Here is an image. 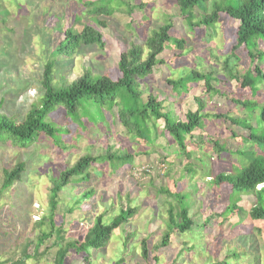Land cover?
Masks as SVG:
<instances>
[{
  "label": "rangeland",
  "instance_id": "374dc122",
  "mask_svg": "<svg viewBox=\"0 0 264 264\" xmlns=\"http://www.w3.org/2000/svg\"><path fill=\"white\" fill-rule=\"evenodd\" d=\"M85 1L0 0V113L20 123L32 105H38L43 67L51 59V51L64 37L66 29L78 31L84 23H89L101 32L104 44L101 48L81 46L69 58L57 57L60 61L54 67V82H71L87 69L93 74H108L115 78L119 53L131 43H143L151 29L161 25L167 17H173V28L169 33L178 39L183 38L185 46L178 49L170 45L164 49L157 58L165 63L154 66L152 73L141 82V89L147 87L146 90L162 101L163 108L172 110L177 118L183 119L187 110L196 109V98L203 88L200 84L197 87L187 85L188 92L179 96L165 80L177 79V69L180 72L185 66L197 68V63L203 62V68L212 70L218 78L212 83L218 93L201 95L200 101L206 103L204 113L212 116L218 112L232 111L234 116L244 115L231 101V98L240 96V93L237 95L240 92L237 81L230 79L223 69L224 56L229 54L233 43L236 27L233 20L221 15L214 31L202 27L191 30L183 24L175 0H119L120 5L114 7L110 15L100 17L87 12L89 7L84 5ZM98 20L104 25L100 26ZM236 53L242 56L240 52ZM242 64L246 66L247 61L242 59ZM236 68L242 72L241 67ZM98 108L105 110L107 105ZM85 111L88 114L93 111V107L86 106ZM113 114L117 120L115 106ZM71 119H75V116H71ZM206 119L207 132L213 137L221 136L229 152L223 151L211 158L209 155L203 156L205 151H193L186 160L182 155L175 156L173 151L177 149L176 145L162 136L155 138L150 147L135 144L115 120L116 124L110 127L109 132L100 122L86 124L83 121L81 126L85 127L84 130L77 129L74 123L68 124L71 131L61 137L62 143L57 146L51 143L50 138L42 136L25 147H19L10 139L0 140V179L3 169H10L19 162L25 164L20 178L0 196V264H52L59 249H65L69 242L83 239L94 217L103 213V219L108 220L127 205L137 207L136 214L121 227L122 230L113 231L102 250L86 255L69 248L63 264H114L119 260H122L120 264H136L141 260L139 241L148 238V247L152 249L161 236L160 219L166 216V204L172 200L167 192L177 183L186 163L196 168L198 173L193 179L189 180L186 176L182 181L184 186H194L197 190L193 198L195 201L201 199L202 211L194 219L190 231L182 235L174 232L168 246L156 250L155 255L159 254L162 258L160 264H212L214 258H222L224 251L236 244L238 237L247 234L249 239L244 242L246 244L248 241L246 245L253 249H246L251 257L247 253L243 263L264 264V222L254 223L245 213L254 201L253 196L241 194L237 206L244 209L243 212L237 211L239 219L235 214L228 220L222 219L220 213L226 203L227 190L222 189L221 185L211 189L213 192L205 183V180H213L217 172H228L231 166L238 165V149L245 146L238 143V138L230 136L225 128L227 125L221 119ZM46 120L64 126V108L57 106ZM156 125L160 128L161 122L157 121ZM75 132L80 137L72 142L71 137ZM241 132L247 134L246 131ZM196 140V133L193 138L186 137V145L191 146ZM107 146H112L114 150L127 148L135 153L133 163L115 169L106 162H97L86 169L87 179L72 182L70 177L59 192L54 209L53 219L58 230L38 243L36 238L39 230L35 221L47 215L51 209L48 198L51 186L49 176H57L85 154L102 155ZM204 148L210 150L208 145ZM144 149L149 150V153H143ZM164 155L167 160L163 164L160 158ZM145 168L149 172L143 173ZM203 175L205 178L200 177ZM210 213L220 217L208 219ZM204 221H207L206 226H203ZM255 227L261 229V233ZM124 229L133 231L135 235L129 240L126 252L122 253L121 231ZM182 246H192V249L182 252L178 257ZM152 256L154 253H150L148 264L153 263Z\"/></svg>",
  "mask_w": 264,
  "mask_h": 264
},
{
  "label": "trees",
  "instance_id": "16d2710c",
  "mask_svg": "<svg viewBox=\"0 0 264 264\" xmlns=\"http://www.w3.org/2000/svg\"><path fill=\"white\" fill-rule=\"evenodd\" d=\"M175 3L184 21L183 24L191 30L202 27L214 31L221 15H225L236 23L233 43L229 48V54L224 56L223 69L230 79L237 81V88L240 90L237 95L239 96L240 93V96L231 98V101L236 109L242 110L244 114L242 117L232 115V111L218 112L212 116L204 113L206 103L200 101L201 95L218 93L212 84L213 81H218V78L213 75L212 70L208 71L203 68V62H198L197 68L185 66L180 72L177 69L175 71L178 74L177 79L167 78L165 80L171 86L172 91L179 96L188 92L187 85L197 87L200 84L203 88L199 97L196 98V109L187 110L183 119L177 118L172 110L163 108L162 101L157 100L152 93L146 90L147 87L143 88L145 91L141 89V82L152 73L154 66L158 63H165L164 60L157 58L164 49L170 45L178 49H183L185 46L186 41L183 38L178 39L169 33L173 28V17H167L161 25L151 29L143 43H131L126 50L119 53L115 66V73H117L115 78L108 74H93L87 69L71 82L63 80L54 82V67L60 61L57 57L69 58L81 46L103 47L101 32L89 23H84L81 30L66 29L64 37L52 49L51 59L44 65L39 80L41 95L38 105L33 104L20 123H15L0 113V140L10 139L19 147H25L42 136L50 138L51 143L57 146L62 143L61 137L70 133L68 124L74 123L77 129L84 130L85 127L81 126L83 121L86 124L100 122L109 132L110 127L116 124L115 120L124 128L127 137L137 145L153 146L155 138L162 136L176 145L177 149L173 151L175 156L182 155L187 160L193 151H205L203 156L209 155L212 158V155H219L223 151L229 152L227 143L221 140V136L213 137L206 130L207 117L219 118L227 125L225 128L230 136L238 138L240 140L238 143L245 147L238 149L240 156L238 165L231 166L228 172L224 170L217 172L213 180L208 182L205 180V183L209 185L210 191L221 185L222 189L227 190L226 203L220 213L222 219L228 220L234 214L239 219L237 211L243 212L244 209L237 206L241 194H251L254 201L245 213L254 223L264 222V98H262L264 95V0H175ZM84 5L89 7L88 13L94 17H100L110 15L114 7L117 8L120 3L119 0H87ZM98 23L100 26L104 25L100 20ZM236 52H240L242 56ZM242 59L247 61L246 66L242 64ZM237 66L241 67L242 72L238 71ZM103 104L107 105V109L98 108ZM57 106L64 108V119L66 120L64 126H57L46 120L47 115ZM86 106H92L93 111L86 114ZM114 106L117 120L113 114ZM71 116H75V119H71ZM157 121L161 122L160 128L156 125ZM80 126L82 129L79 128ZM239 130L246 131L247 134ZM195 133L197 140L193 141L191 146L186 145V137L193 138ZM73 136L71 137L72 142L77 141L80 134L75 132ZM70 145L69 142L68 146ZM207 145L210 150H205L204 147ZM143 153L148 154L149 150L144 149ZM134 156L135 153L127 148L114 150L112 146H107L102 155L85 154L79 157L73 166L61 170L57 176H49L51 186L48 198L51 209L47 215L35 221L36 228L39 230L37 242L41 243L55 230H58L53 219L54 209L59 192L69 182L70 177L72 182L87 179L86 169L97 162H106L115 169L128 166L133 163ZM165 160H167L166 155L160 158V163L164 164ZM183 168L184 170L177 178L178 184L175 183L173 189L167 192L172 200L166 204V216L160 219L161 236L152 249L148 247V238H142L139 241L141 260L136 264H148L150 253H154L151 257L152 264H160L162 258L159 254L155 255L156 250L168 246L174 232L182 235L190 231L194 225V219L202 211L201 199L195 201L193 198L197 190L193 188L194 186L192 188L189 185L184 186L182 181L186 176L189 180L193 179L198 170L188 163L184 164ZM24 170L23 162L17 163L10 169L2 170L0 196L13 186ZM146 172H149L148 168L143 171V173ZM204 175L200 177L205 178ZM76 176L77 178H74ZM179 185L181 187L177 189ZM136 212L137 207L127 205L125 208L121 207L118 214L108 220L103 219V213L94 217L83 239L80 242H69L65 249H59L52 264H63L66 250L69 248L86 255L102 250L112 237L113 231L127 224ZM213 216L220 217L215 213H210L208 219ZM206 225L207 221H204L203 226ZM255 230L259 233L262 231L256 227ZM121 234L123 235L121 248L124 253L129 240L135 234L126 229L121 231ZM247 236L249 234L238 237L236 244L227 248L222 258H214L212 264H245L243 257L249 253L246 249L250 247L246 245L248 241L246 244L244 242L249 239ZM189 249H192V246L188 248L182 246L177 256H181L182 252ZM121 262L122 260H119L114 264Z\"/></svg>",
  "mask_w": 264,
  "mask_h": 264
},
{
  "label": "built area",
  "instance_id": "2783aa9c",
  "mask_svg": "<svg viewBox=\"0 0 264 264\" xmlns=\"http://www.w3.org/2000/svg\"><path fill=\"white\" fill-rule=\"evenodd\" d=\"M147 168H145L144 170H146Z\"/></svg>",
  "mask_w": 264,
  "mask_h": 264
}]
</instances>
